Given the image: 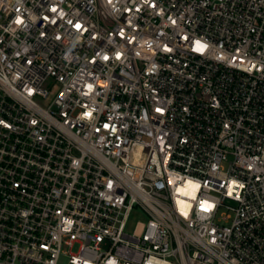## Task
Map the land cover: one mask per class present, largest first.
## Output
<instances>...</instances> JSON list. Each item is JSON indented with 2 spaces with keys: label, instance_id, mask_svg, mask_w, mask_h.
<instances>
[{
  "label": "built area",
  "instance_id": "obj_1",
  "mask_svg": "<svg viewBox=\"0 0 264 264\" xmlns=\"http://www.w3.org/2000/svg\"><path fill=\"white\" fill-rule=\"evenodd\" d=\"M0 264H264V0H0Z\"/></svg>",
  "mask_w": 264,
  "mask_h": 264
},
{
  "label": "rangeland",
  "instance_id": "obj_2",
  "mask_svg": "<svg viewBox=\"0 0 264 264\" xmlns=\"http://www.w3.org/2000/svg\"><path fill=\"white\" fill-rule=\"evenodd\" d=\"M147 223V216L140 210L135 209L128 220L127 231L134 235H141ZM77 249L73 250L76 252Z\"/></svg>",
  "mask_w": 264,
  "mask_h": 264
}]
</instances>
